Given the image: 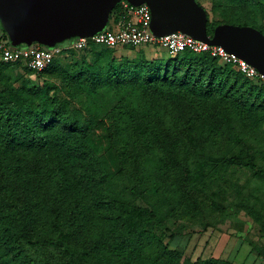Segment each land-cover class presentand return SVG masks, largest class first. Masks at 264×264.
Listing matches in <instances>:
<instances>
[{
    "label": "trees",
    "instance_id": "trees-1",
    "mask_svg": "<svg viewBox=\"0 0 264 264\" xmlns=\"http://www.w3.org/2000/svg\"><path fill=\"white\" fill-rule=\"evenodd\" d=\"M206 12L211 36L219 23L250 24ZM0 34L10 37L1 20ZM116 49L68 48L38 72L0 66V245L11 253L0 264H237L193 259L166 231L242 211L264 231V135L254 134L264 84L209 52L163 61ZM80 50L90 58L72 62ZM59 72L58 84L30 79ZM104 92L115 94L110 108Z\"/></svg>",
    "mask_w": 264,
    "mask_h": 264
},
{
    "label": "water",
    "instance_id": "water-1",
    "mask_svg": "<svg viewBox=\"0 0 264 264\" xmlns=\"http://www.w3.org/2000/svg\"><path fill=\"white\" fill-rule=\"evenodd\" d=\"M118 0H0V20L14 43L38 41L49 46L103 29ZM148 2L157 34L176 30L224 46L264 73V32L250 24L219 23L207 34V12L197 0Z\"/></svg>",
    "mask_w": 264,
    "mask_h": 264
},
{
    "label": "rangeland",
    "instance_id": "rangeland-1",
    "mask_svg": "<svg viewBox=\"0 0 264 264\" xmlns=\"http://www.w3.org/2000/svg\"><path fill=\"white\" fill-rule=\"evenodd\" d=\"M204 7L209 12L210 20L227 19L235 22L250 23L260 27L264 31V0H200ZM119 7L115 10L120 9ZM118 12V11H117ZM121 18L120 16H111L108 24H114V20ZM65 42V41H64ZM62 43V42H61ZM66 43V42H65ZM64 44V43H63ZM45 46V44H41ZM140 46L138 48L121 47L116 49L115 55L119 58L128 56L135 57L138 54H143L146 58H161L166 61L170 56H173L169 51L160 46ZM78 54L72 59L74 61H80L82 56L90 58V53L80 50ZM71 62V63H72ZM65 68H70L69 62L66 63ZM31 77V76H30ZM33 83L42 85L44 83L58 84L60 83L61 75L55 73L47 78H33ZM26 77L21 69H17L12 73L11 81L17 86L25 83ZM100 102L105 108H110L115 104V94L113 92H104L101 95ZM254 134L261 139L264 135V121L262 125L255 127ZM139 202L143 201L139 199ZM207 226V225H206ZM203 225L192 221H185L183 219L176 220L171 230L166 231V239L169 238L170 233L173 231L176 233V237L171 239L172 247H180L184 251L188 250V237L192 238L203 231H205ZM211 229L213 233H218L224 239H227V243L224 244V251L219 256L228 257L233 259L237 264H264V258L259 256L254 245L264 246V231H262L259 225L243 211L240 213V220H227L226 222H219L210 225L206 230ZM223 239V242H224ZM208 249L204 252V255H208ZM0 254L2 257H9L10 252L0 245ZM187 254V253H186Z\"/></svg>",
    "mask_w": 264,
    "mask_h": 264
},
{
    "label": "built area",
    "instance_id": "built-area-1",
    "mask_svg": "<svg viewBox=\"0 0 264 264\" xmlns=\"http://www.w3.org/2000/svg\"><path fill=\"white\" fill-rule=\"evenodd\" d=\"M124 15L114 20V24L106 26L87 36H75L65 42L52 46H42L38 42L17 44L11 38L0 34V66L6 63H20L35 72L47 67L55 57L62 54L65 49H82L89 43H97L112 48L127 45L140 47L143 45L160 46L176 54L182 50L190 49L196 52H209L219 58L221 63H234L248 77L264 84V73L244 58L230 52L224 46L196 38L181 30L165 34H157L152 29V11L147 2L134 4L127 0L122 1ZM208 37L211 35L208 34ZM64 43V44H63Z\"/></svg>",
    "mask_w": 264,
    "mask_h": 264
},
{
    "label": "crops",
    "instance_id": "crops-1",
    "mask_svg": "<svg viewBox=\"0 0 264 264\" xmlns=\"http://www.w3.org/2000/svg\"><path fill=\"white\" fill-rule=\"evenodd\" d=\"M149 46V45H148ZM148 46H145L147 48ZM192 238L188 237L187 243L189 241L188 248L189 251L185 250V253L187 255L191 256L193 259L197 258L198 256L202 257H209V256H215V257H223L219 256L224 251V244L227 243V239L220 236L218 233H213L211 229L205 230L201 233H198L193 241ZM224 239V242H223ZM208 249L209 253L208 255H204V252ZM228 258V257H223Z\"/></svg>",
    "mask_w": 264,
    "mask_h": 264
},
{
    "label": "flooded vegetation",
    "instance_id": "flooded-vegetation-1",
    "mask_svg": "<svg viewBox=\"0 0 264 264\" xmlns=\"http://www.w3.org/2000/svg\"><path fill=\"white\" fill-rule=\"evenodd\" d=\"M122 1L123 0H118L116 3V5L110 10V13H111V11L117 6V5H119V3L121 2L122 3ZM199 2H200V0H198ZM148 3V2H147ZM201 3V2H200ZM110 15V14H109ZM110 19V18H109ZM109 19H108V21H109ZM108 23V22H107ZM256 27V26H255ZM258 28V27H257ZM260 28V27H259ZM261 30V29H260ZM264 32V31H263Z\"/></svg>",
    "mask_w": 264,
    "mask_h": 264
}]
</instances>
